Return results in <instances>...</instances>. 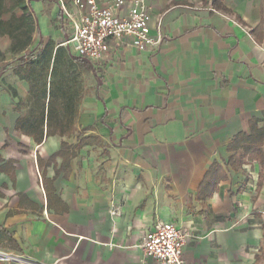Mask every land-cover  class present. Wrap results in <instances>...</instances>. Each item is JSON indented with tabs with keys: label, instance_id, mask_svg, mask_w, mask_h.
<instances>
[{
	"label": "crops",
	"instance_id": "0c3cea01",
	"mask_svg": "<svg viewBox=\"0 0 264 264\" xmlns=\"http://www.w3.org/2000/svg\"><path fill=\"white\" fill-rule=\"evenodd\" d=\"M150 5L151 31L163 36L158 50L111 42L100 62L85 59L93 69L73 65L83 90L78 131L40 145L16 130L30 84L5 68L32 51L81 58L65 44L73 27L63 6L73 10V0H27L33 31L17 35L29 41L22 50L0 33V168L13 162L12 173L0 170V251L26 264H158L138 246L161 221L195 232L188 264L257 263L264 167L247 158L232 169L240 152L228 146L250 134L253 120L264 126V0H224L226 12L203 0ZM81 141L68 177L57 176L63 159L48 161L63 143ZM214 163L228 179L200 200ZM44 174L66 211L48 209Z\"/></svg>",
	"mask_w": 264,
	"mask_h": 264
},
{
	"label": "trees",
	"instance_id": "16d2710c",
	"mask_svg": "<svg viewBox=\"0 0 264 264\" xmlns=\"http://www.w3.org/2000/svg\"><path fill=\"white\" fill-rule=\"evenodd\" d=\"M203 1L205 3L211 1L216 10L227 11L224 0ZM17 11L23 12L21 18L17 17ZM27 12V0H0V33L17 38L23 28L27 33L32 32L33 28L30 27L32 19L27 16ZM5 15H11L8 22L1 21ZM28 44L29 41L23 42L18 39L13 50H22ZM53 55V53H34L32 51L28 55L16 59L15 62L5 68V70L14 69L23 80L30 84L29 97L20 101L18 106L21 117L17 121L16 130L20 134L33 138L38 145L52 136L70 138L77 133L78 103L83 98V90L82 87H78L79 83L81 85V81L78 79V75L74 73L73 65H77L83 71L93 69L92 64L85 59L74 57L60 61L59 53ZM12 94L16 96L13 91ZM22 107L27 110L22 112ZM260 123L259 120H253L250 123V134H238L228 146L229 152H240L239 157L233 156L228 162V166L232 169H236L238 163L246 162L247 158L248 160H256L262 168L264 167V126L260 127ZM83 145H85L84 141H81L79 146L63 143L61 150L51 157L47 165L54 163L57 158H62L63 163L61 169L57 171V176L64 172L65 177H68L71 171V161L76 158L77 150ZM38 162L41 169V159H38ZM12 165L13 162L7 163L0 170L12 173ZM43 177L48 209L59 206L60 212L66 211V206L55 195L53 181L46 179L45 174ZM227 179L228 175L225 169L218 163H214L199 188V199L206 200L209 198L215 192L218 184ZM262 184L263 180H260L258 187L260 188ZM9 241L14 245V248H17L11 237ZM263 259L264 238L262 253L257 256L256 264H260Z\"/></svg>",
	"mask_w": 264,
	"mask_h": 264
},
{
	"label": "built area",
	"instance_id": "2783aa9c",
	"mask_svg": "<svg viewBox=\"0 0 264 264\" xmlns=\"http://www.w3.org/2000/svg\"><path fill=\"white\" fill-rule=\"evenodd\" d=\"M73 4L71 11L63 6L73 27V36L65 44H72L83 59L100 62L108 54L111 42H127L139 52L151 53L163 43V36L151 31L150 0H73ZM196 239L193 230L160 221L145 234L138 248L158 264H188L184 250ZM0 263L26 261L0 251Z\"/></svg>",
	"mask_w": 264,
	"mask_h": 264
}]
</instances>
